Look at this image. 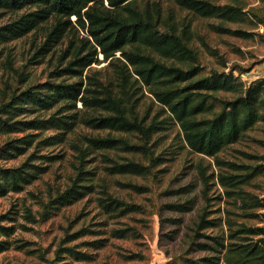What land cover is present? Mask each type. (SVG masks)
<instances>
[{
	"label": "trees",
	"instance_id": "1",
	"mask_svg": "<svg viewBox=\"0 0 264 264\" xmlns=\"http://www.w3.org/2000/svg\"><path fill=\"white\" fill-rule=\"evenodd\" d=\"M171 1L194 16L214 19L211 26L221 34L250 38L252 32L248 29L230 25L264 24L259 7H246L239 0L222 4L213 0ZM144 2L140 5L138 0H0V10L27 9L0 25L1 42L22 37L45 23H50L47 41L56 42L71 29L83 33L75 38L68 36V45L59 57L60 64L52 79L11 89L6 98L0 99V134L7 136L0 143V196L21 192L33 184L47 172L49 164L62 157L40 153L41 150L67 143L75 152V160L69 163L62 187L42 203V216L51 208L71 205L89 194H95L99 207L111 217L148 210L108 190L106 178L118 175L147 179V183L119 178L114 182L137 193L152 192L156 209L150 213H159L161 209L173 213L193 210V198L163 202L159 197L180 195L182 188L157 189V175L161 171L158 166L166 160L167 152H155L156 142L151 138L174 123L181 145L213 159L218 169L207 175L199 168L205 201L210 177L223 189L225 202L239 210L238 217H256L264 223V213L255 212L264 209V196L245 189L264 166L241 165L218 155L258 122H264V77L246 84L239 77L243 69L236 74V67L204 72L198 51L191 44L193 31L189 24L182 23L183 19L178 24L171 14L165 16L160 0ZM101 63L105 64L92 67ZM144 92L161 104L167 117L150 116L147 111L139 114L136 106ZM221 93L229 95L220 96ZM22 155H26L25 159L17 165L3 163ZM96 155L100 157L102 173L97 172L96 165H89V156ZM212 212L206 207L199 210L186 234V247L168 264H264V224L231 219L228 215L232 210L228 208L224 219L209 216ZM15 214L16 211L9 210L0 215V252L15 241L11 239L16 231L11 223ZM21 216L29 223L37 221L28 206L22 207ZM170 220L180 222L179 218ZM220 222L222 227L225 225V232L207 231ZM130 230L114 228L112 234L125 237ZM74 238L72 234L69 240ZM100 240L89 244L99 248L103 246ZM73 246H59L56 257L62 258L59 253H66L79 260L90 258Z\"/></svg>",
	"mask_w": 264,
	"mask_h": 264
},
{
	"label": "rangeland",
	"instance_id": "2",
	"mask_svg": "<svg viewBox=\"0 0 264 264\" xmlns=\"http://www.w3.org/2000/svg\"><path fill=\"white\" fill-rule=\"evenodd\" d=\"M213 1L222 4L231 0ZM239 1L246 7H259L264 14V0ZM160 2L165 16L171 14L172 19L177 20L178 24L180 19H183L182 23L189 24V29L193 31L191 44L198 51L204 72L211 68L228 71L236 67L234 74L238 69H243L239 77L246 84L264 77V24L257 26L231 24L232 27H242L252 32L250 38H239L214 31L211 26L216 22L214 19L194 16L171 0H160ZM138 3L143 5L145 2L138 0ZM23 11L27 9L18 12L0 10V25L9 22ZM70 21H74L73 16ZM49 29L50 23H45L41 28L30 31L22 37L0 41V99L6 98L11 89H22L27 85L52 79L54 71L60 64L59 57L68 45V36L75 38L77 35H83L82 31L78 34L75 29H71L65 32L62 39L57 38L58 42L47 41L46 30ZM104 64H92V67L99 68ZM144 93L139 105L136 106L139 114L147 111L150 116L158 114L159 118L167 117V113L162 111L161 104L153 100L147 92ZM222 95L228 96L229 93H221L220 96ZM168 125L167 130L160 131L151 138L156 142L155 152H167L164 155L166 160L158 166L161 171L157 175V189L162 191L182 188L183 193L171 196L159 194V197L163 202H182L187 198H193L195 202L193 210L173 213L161 209L159 213H150L151 210L156 209L152 192L137 193L114 182L115 178H119L122 181L147 183V179L118 175L115 178H106L108 190L126 200L140 203L148 210L111 217L99 207L95 194H89L71 205L51 208L47 215L42 216V203L48 200L50 194H54L56 188L62 187L66 181L69 163L75 160V152L70 146L67 143H58L40 152L62 156L49 164L45 174L21 192H10L0 196V215L9 210L16 211L15 221L11 222L16 226V231L11 237L15 241L7 250L0 252V264H168L174 259V255L186 247V234L190 232L193 219L203 207L214 211L209 214L211 217L224 219L227 217L225 210L228 208L232 210L228 215L231 219L245 220L252 225H263L264 223L259 222L256 217H238L239 210L236 206L225 202L223 189L210 177L207 185L208 201H205L201 192L204 186L200 179L199 168H202L207 175L216 173L218 169L213 159L196 154L182 146L181 140L176 138L178 126L174 123ZM83 130L102 135L106 133V130ZM112 134L116 133L112 132ZM6 138L7 136L0 134V143ZM120 155L127 154L121 152ZM218 155L226 161L241 165L264 166V122H258L238 142L227 146ZM25 156H18L3 163L14 166L24 160ZM89 157L92 159L89 165H96L97 172L102 173L99 169L100 157L97 155ZM245 189L259 197L264 196V169L245 186ZM219 195L221 199H218ZM25 206H28L37 217L35 223H29L21 216L22 207ZM255 212L264 213V209H257ZM172 218H179L180 222L172 223L170 220ZM119 227H129L131 230L125 237L113 236L112 230ZM223 228L225 229V225L223 224L222 227L220 222L219 226L208 228L207 231L223 232ZM72 234L75 238L69 240ZM167 234L173 238H168ZM97 239H102L100 242L103 246L94 248L89 242L96 240L93 242L96 244ZM71 245H74L73 248L76 250L88 253L90 258L79 260L66 253H59L63 255L62 258L56 257L55 251L59 246ZM198 254L201 253L192 255Z\"/></svg>",
	"mask_w": 264,
	"mask_h": 264
}]
</instances>
